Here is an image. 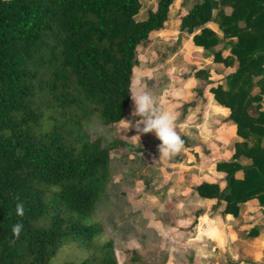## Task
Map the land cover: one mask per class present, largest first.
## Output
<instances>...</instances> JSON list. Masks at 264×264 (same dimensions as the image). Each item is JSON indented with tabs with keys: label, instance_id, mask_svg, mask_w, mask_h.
Listing matches in <instances>:
<instances>
[{
	"label": "trees",
	"instance_id": "16d2710c",
	"mask_svg": "<svg viewBox=\"0 0 264 264\" xmlns=\"http://www.w3.org/2000/svg\"><path fill=\"white\" fill-rule=\"evenodd\" d=\"M173 3L156 0L146 18L136 20L140 0H0V264H52L67 240L78 241L85 250L79 264H115L111 243L98 242L100 225L83 221L91 217L105 188L109 153L136 149L119 139L104 144L84 128L94 119L105 127L123 119L135 50L163 28ZM215 5L233 11L221 20L231 25L224 28L220 22L219 30L237 29L235 21L241 17L245 26L253 19L256 30L264 29V0H199L178 17V31L191 34L208 24ZM263 40L250 39L259 45L247 46L249 63L263 60ZM241 70L232 74L226 93L235 89ZM228 118L241 136L264 137V113H258L261 125L255 130ZM236 171L241 180L234 178ZM240 182L244 202L254 199L264 212V161L258 155L251 165L229 171L221 191L209 183L195 191L214 198L213 209L223 201L219 214L231 215ZM17 196L25 204L22 218L15 215ZM21 219L24 229L14 239L11 227ZM257 234L253 228L246 232L248 238Z\"/></svg>",
	"mask_w": 264,
	"mask_h": 264
},
{
	"label": "rangeland",
	"instance_id": "374dc122",
	"mask_svg": "<svg viewBox=\"0 0 264 264\" xmlns=\"http://www.w3.org/2000/svg\"><path fill=\"white\" fill-rule=\"evenodd\" d=\"M195 1L174 0L163 28L137 46L130 86L131 93L149 90L162 109L175 115L176 131L188 148L160 158L154 133L141 135L138 142L132 139L140 118L132 115L131 97L122 119L131 122L128 129L121 121L105 127L95 119L84 128L104 144L119 139L136 149L109 153L105 188L93 214L83 221L100 225L98 242L111 243L115 264H264V212L254 199L244 202V182L236 185L231 215L219 214L223 201L213 209L216 200L195 191L201 183L216 184L221 191L229 171L251 165L256 155L264 161V137L241 136L228 118L253 130L264 126L257 119L264 113V58L249 63L246 53L247 46L259 45L250 39H264V29L256 30L253 19L245 26L241 17L235 21L237 29L219 30L220 22L224 28L231 25L221 20L233 11L215 5L208 24L191 34L179 32L178 17ZM155 2L140 0L135 19H145ZM241 67L235 89L226 93L232 74ZM198 90L201 95L196 97ZM190 102L194 108H185ZM234 178L241 180L242 173L236 171ZM251 228L258 233L255 238L246 236ZM85 256L78 241L67 240L52 264H79Z\"/></svg>",
	"mask_w": 264,
	"mask_h": 264
},
{
	"label": "clouds",
	"instance_id": "9594fccd",
	"mask_svg": "<svg viewBox=\"0 0 264 264\" xmlns=\"http://www.w3.org/2000/svg\"><path fill=\"white\" fill-rule=\"evenodd\" d=\"M130 96L134 104L132 115L140 118L135 124L137 135L132 137V139L138 142L141 135L154 133L156 139L160 141L157 147L160 158H171L178 155L184 149L185 142L176 131L175 115L171 111L162 109L149 90L139 89L131 93ZM120 121L126 124L127 129L129 128L130 121ZM54 190L58 191L59 189ZM16 200L15 215L22 218L25 215V204L19 196L16 197ZM23 229L24 224L21 219L12 225V237L19 239Z\"/></svg>",
	"mask_w": 264,
	"mask_h": 264
},
{
	"label": "crops",
	"instance_id": "0c3cea01",
	"mask_svg": "<svg viewBox=\"0 0 264 264\" xmlns=\"http://www.w3.org/2000/svg\"><path fill=\"white\" fill-rule=\"evenodd\" d=\"M216 10H217V9H216ZM212 11H214V10H212ZM212 11H211V12H212Z\"/></svg>",
	"mask_w": 264,
	"mask_h": 264
}]
</instances>
